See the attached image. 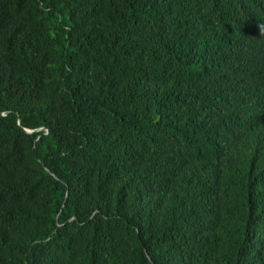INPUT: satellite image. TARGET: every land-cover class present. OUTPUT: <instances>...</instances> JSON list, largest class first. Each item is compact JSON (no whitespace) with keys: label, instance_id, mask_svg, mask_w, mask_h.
I'll return each instance as SVG.
<instances>
[{"label":"trees","instance_id":"trees-1","mask_svg":"<svg viewBox=\"0 0 264 264\" xmlns=\"http://www.w3.org/2000/svg\"><path fill=\"white\" fill-rule=\"evenodd\" d=\"M0 264H264V0H0Z\"/></svg>","mask_w":264,"mask_h":264}]
</instances>
